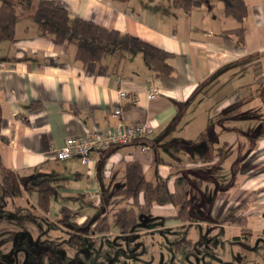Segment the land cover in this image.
Returning a JSON list of instances; mask_svg holds the SVG:
<instances>
[{
  "label": "crops",
  "instance_id": "crops-1",
  "mask_svg": "<svg viewBox=\"0 0 264 264\" xmlns=\"http://www.w3.org/2000/svg\"><path fill=\"white\" fill-rule=\"evenodd\" d=\"M11 1L17 6L15 37L0 42V135L6 137L0 139V167L26 189L23 194L35 190L40 174L68 177L69 185L58 187V193L69 201L79 195L89 206H103L93 218L88 209H74L77 222L89 219L90 239L116 235L118 244H127L136 238L149 243L146 236L152 228L136 229L139 235L133 231L129 238L131 232L123 234L103 219L107 207L119 199L103 198V186L111 183L110 191L123 181L121 169L127 161L138 160L148 180L166 179L170 190L179 176L192 182L191 226L187 229L174 218V205L153 204L149 216L165 219L155 233L175 226L193 238L197 224L206 227L205 218L227 217L254 190L264 173V0H245L243 44L227 31L239 22L224 13L223 0L219 6L202 2L189 13L168 0H56L73 15L172 51L175 72L165 77L153 73L140 51L123 58L108 55L102 63L84 67L74 60V44L37 32L32 16L24 13L37 0ZM150 85L159 93L148 98ZM121 89L125 97L119 96ZM33 102L37 107H31ZM117 105L120 115L113 114ZM142 120L153 125L148 151H141L139 142L114 145L91 151L89 165L76 156L55 157V149L70 136ZM74 160L85 165V172L72 170ZM82 177L87 183L71 184ZM258 196L241 213L248 216L252 231L262 233L264 190ZM237 223L233 218L224 224Z\"/></svg>",
  "mask_w": 264,
  "mask_h": 264
},
{
  "label": "rangeland",
  "instance_id": "rangeland-1",
  "mask_svg": "<svg viewBox=\"0 0 264 264\" xmlns=\"http://www.w3.org/2000/svg\"><path fill=\"white\" fill-rule=\"evenodd\" d=\"M217 4L223 5V2L216 0L215 5ZM32 12L31 8L24 11L28 16ZM24 17L21 15V19ZM71 164L74 171L86 170L85 165L79 161L74 160ZM259 172L255 171L256 174ZM73 174L71 173L70 176L73 177ZM5 175L7 173L0 167V216L4 218L3 222H0V259L5 264H50L48 261H51L50 259L57 253L61 259L57 264H218L219 262L220 264H264V236L261 232L253 231L251 242L242 240L234 242L232 239H227V232L211 234L210 228L198 224L195 227L199 228V234L196 235L199 240L193 244L183 241L178 244L185 235L181 228L176 227H173L174 230L170 229L171 237L162 235L163 238L160 239L158 233H149L146 236L150 240L149 243L143 244L137 238L127 244H118L119 238L116 235L107 234L97 240H91L89 235H83L80 250L74 255L75 251L67 248L68 231L54 221L60 213L59 209L64 205L73 206L76 210L88 209L89 216L93 218L101 212L103 206H89V203L83 202L79 195L69 201L66 199L68 197H63L64 195L56 190L51 197L48 212L44 213L35 204L36 192L33 188H28V195L23 194L26 189H22V186L10 180V187L8 186L10 191L7 195L5 184L8 185L6 181L9 178L5 179ZM37 182L38 180L35 184ZM85 183H87L85 177L71 181L74 187ZM110 184L103 186L105 191L103 198L107 200L110 198L108 191ZM254 184L256 187L249 193L250 199L253 200L250 202L251 206L258 201V195L264 190V173L259 175ZM128 199L124 202L131 203L132 200ZM140 202H143V199H140ZM195 213H200L199 208L195 209ZM145 216L140 215L139 220L144 222ZM157 219L155 218L154 222L147 226L152 225L153 228ZM21 223L24 224L23 230L18 227ZM110 225L116 228L113 223ZM233 232L232 229L230 235L236 234ZM209 237H211L210 247L203 245ZM16 239L18 241L15 244L11 242ZM5 240L8 241L6 245L10 247L9 249L4 248ZM134 244H139V249L135 248ZM119 245L124 249H117ZM103 246L106 248H102ZM22 247L28 250L31 263H24L28 255L23 254ZM42 252H45V255Z\"/></svg>",
  "mask_w": 264,
  "mask_h": 264
},
{
  "label": "trees",
  "instance_id": "trees-1",
  "mask_svg": "<svg viewBox=\"0 0 264 264\" xmlns=\"http://www.w3.org/2000/svg\"><path fill=\"white\" fill-rule=\"evenodd\" d=\"M168 1L173 7L189 13L194 6L202 2L207 1L212 5L216 0ZM223 2L224 13L239 22V27L227 31L234 33L239 43L243 44L245 27L242 25V21L248 12L247 3L245 0H223ZM22 8H27V6L23 4ZM31 16L40 35L49 36L59 43L74 44V60L84 67L102 63L108 55H117L119 58H123L134 51H140L156 76H172L175 72V67L171 63V59L175 57L172 51L156 47L127 32L73 15L56 0H37ZM16 19L17 6L15 3L11 0H1L0 42L14 39ZM2 58L0 55V59ZM37 105V103H31L33 108ZM21 120L27 123L25 116H21ZM0 139L6 141V137L3 135H0ZM121 172L123 181L113 186L109 191L110 197H119L120 199L112 206H108L103 214V219L112 222L119 231L131 230L136 222L137 214L148 213L153 204L170 203L177 209L175 217L182 221L190 220L191 201L188 191L191 183L187 177L175 178L174 188L170 190L166 179H159L155 182L148 180L138 160L125 162ZM6 178L9 176L5 175ZM6 183L8 185L5 193L9 194L10 178ZM68 185V177H61L58 174H40V179L34 187L37 207L41 211L47 212L51 197L57 188ZM128 198L132 200L131 203L124 202ZM140 199H143V202H140ZM245 199L239 207H246L247 200H250L249 203L253 201L250 197ZM60 210L65 215L66 212L71 211V208L64 205ZM71 241L76 242L75 239H71Z\"/></svg>",
  "mask_w": 264,
  "mask_h": 264
},
{
  "label": "flooded vegetation",
  "instance_id": "flooded-vegetation-1",
  "mask_svg": "<svg viewBox=\"0 0 264 264\" xmlns=\"http://www.w3.org/2000/svg\"><path fill=\"white\" fill-rule=\"evenodd\" d=\"M9 178H10V176H9ZM10 180H11V178H10ZM190 183L192 185V182L191 181H190ZM190 188H191V186H190ZM190 188H189V191H190ZM5 190H7V185L6 184H5ZM189 191H188V196H189V199L191 201V207H190V216H191V218H190V220L182 221L178 217H175L174 216L175 219L182 221L183 224H186L187 225L186 226L187 229L193 223V213H192L193 210H192V208H193V205H194L193 199L191 198V196L189 194ZM7 195H9V194H7ZM248 197H249V195L246 196V197H244V198H242V199H239L235 203L233 209L228 213L227 217H224L223 219H218L217 217L216 218H214V217L205 218L206 219L205 222H207L206 223V227L210 228L211 234H213V233H220V232H223L224 231V233L225 232L228 233V238H227L228 240L232 239V241H234V242H238V241H241V240L242 241H246V242L247 241H250L251 242V238H252V234H253L252 232L253 231L251 230V225L248 223V216L244 212L241 213V211H245V210H247V209H249L251 207V205L249 203L250 200H247L246 201V204H245L246 207H239V205L241 204V202H243L244 200H246L245 198H248ZM117 201H119V199L116 200L115 202H117ZM114 203H112V205ZM35 204H36V197H35ZM65 206L69 207L68 205H65ZM69 208H71V211L66 212L65 215L62 214V211L59 209V212L60 213H59V215H57L54 218V221H55L56 224L62 225V227H64L65 230L68 231V235H67V243H68V246H67V248L70 249V250H74L75 251L74 252V255H76L79 252V250H80L79 249L80 248V245L82 244V236L83 235H89V219H88L87 222L86 221L83 222V223L77 222L74 219V209H72V207H69ZM150 212L151 211H149L148 213H144V214L138 213L137 214V217H136V222L133 225V227L131 228V230H129L127 232H121V231L120 232L123 233V234H127V233L131 232L130 233V235H131L132 232L135 231L136 229H141V228L147 226L148 224H152L154 222V219L155 218L152 219V217L149 216ZM140 215H146L145 217H143V218H145V221L144 222H143V220L142 221L139 220V216ZM62 216H63V220L61 218ZM88 217H89V215H88ZM233 218L235 220L237 219V222L238 223H237L236 226H234V225L232 226V225H229V224H226V225L224 224V223H226L227 220L230 221ZM3 220H4V218H2V216H0V222H3ZM164 221H165L164 218H158L156 220V223H155V225H158V226H155V227L151 228L150 229L151 230L150 233L156 234L153 230L154 229H159L160 230L159 224L160 225H163ZM23 226H24V224L21 223L18 227L20 228V230H23V228H22ZM176 228H179V227H176ZM170 229L171 230H174L173 227H172V228H169V229H167V230H165L163 232L162 231H159L158 232L159 236L161 238H162V235H166L167 237H171L169 235ZM232 229L234 230L233 233H236V234L230 235ZM198 230H199V228H198ZM197 231L195 233V236L193 238H190V237L187 236V230H184L183 232H184V235L185 236H184V238H181L180 241H178V244H181L182 241L185 242V243H187V244L196 243L199 240V238L196 236V235L199 234ZM135 234L136 235H139V231H135ZM220 234H223V233H220ZM262 234L264 236V231L262 232ZM132 236H133V234L129 238H131ZM71 239H75L76 242L75 241L74 242L71 241ZM210 239H211V237L206 238V241L203 242V245L205 244V245H207V246L210 247ZM5 241L6 242H3L4 248L5 249L6 248L9 249L10 247L6 245V243H8V241L7 240H5ZM16 241H18V239H16L15 241L12 240L11 242L15 244ZM143 243L144 242H142V244ZM9 244H11V243H9ZM142 244H140V247H141ZM136 248H139V244L136 245ZM21 249L23 251V254L26 253L28 255L27 258L25 259L24 263H26V262H30L31 263V260L29 259V252H28V250L25 249L24 247H22ZM42 254L45 255V252H42ZM16 255L18 256V253L17 252H16ZM58 255L59 254L57 253V254H55L52 257V259H50L53 262V264H57L61 260V259H59ZM51 261H48V262L51 264ZM215 261H217V260H215ZM0 264H5V262H3L0 259ZM200 264H202V263H200Z\"/></svg>",
  "mask_w": 264,
  "mask_h": 264
},
{
  "label": "built area",
  "instance_id": "built-area-1",
  "mask_svg": "<svg viewBox=\"0 0 264 264\" xmlns=\"http://www.w3.org/2000/svg\"><path fill=\"white\" fill-rule=\"evenodd\" d=\"M1 66H3V64L0 62V67ZM158 93L159 91L156 87L151 85L148 87V98L154 97ZM119 96L125 97L126 91L123 89L119 90ZM121 113V106L117 105L114 107L113 114L120 115ZM152 131L153 125L148 120L134 123L119 122L88 136L76 135L68 137L62 146L55 149V157L64 160L76 156L81 163L89 165L91 162V151L107 150L114 145L139 142L140 150L148 151L149 146L146 143V139Z\"/></svg>",
  "mask_w": 264,
  "mask_h": 264
}]
</instances>
